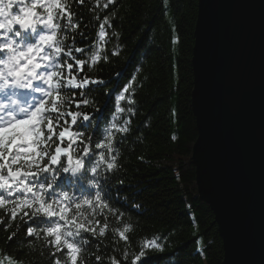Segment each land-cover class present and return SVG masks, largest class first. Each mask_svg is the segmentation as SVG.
Here are the masks:
<instances>
[{"label":"trees","instance_id":"obj_1","mask_svg":"<svg viewBox=\"0 0 264 264\" xmlns=\"http://www.w3.org/2000/svg\"><path fill=\"white\" fill-rule=\"evenodd\" d=\"M32 2L24 0L28 6ZM61 4V9L54 11L53 22L60 25L57 39L62 41L65 50L58 58L63 79L88 77L102 79L105 84L61 91L66 104L59 110L95 113L87 124L71 127L72 131L81 130L92 137L96 156L89 159L93 162L99 158V151H105L108 157L118 153L115 170L108 171L101 166V171L105 172L98 178L102 203L94 207L81 203L85 198L95 201L96 189L89 181L91 173L77 176L65 173L58 179L56 191H69L75 203H81L77 214L75 203L68 202L67 219H74L76 225L92 220L86 227L96 233L93 236L91 232L81 231L79 236H65L81 249L77 264H97L96 256L101 257L98 264H112L113 259L129 264L132 254L143 250L141 245L145 241L157 238L161 248L147 247L142 258L146 264H223V241L213 211L198 192L192 162L193 145L198 137L192 109L198 0H116L107 8L104 5L108 0H61ZM21 6L14 5L13 14ZM36 12L37 17L46 15L41 7ZM105 17L110 19L111 26H105L106 39L99 41V26ZM13 29L10 35L14 36L15 31L22 33L21 37H15L21 50L27 44L36 43L42 32L49 31L40 23L36 24V31L21 29L16 24ZM3 31L0 29V33ZM3 39L0 35V41ZM44 47L45 52L51 51ZM77 47L85 51L77 53ZM69 49L85 64L76 65L66 55ZM116 50L120 54L112 55ZM94 53L100 57L95 63L91 60ZM68 64H73V68L69 69ZM130 75L137 76L132 96L135 103L122 101L121 106L134 109L131 117L127 112L114 111L115 97ZM33 83L48 87L43 81ZM13 93L16 97L25 95L20 89H9L0 92V99ZM26 95L34 106L43 97L32 89ZM81 95L88 101L87 105H83ZM114 117L117 127L130 118L129 132L113 130L111 153L95 150V143L103 142ZM65 119L71 126L70 117ZM63 159L66 163V157ZM40 179L43 181L44 176ZM103 203L109 207H103ZM10 209L11 204L0 207V264H9V258L15 264H54L56 258L61 264H72L66 248L53 257L55 247L50 241L54 237L46 236L44 231L52 226L49 218L41 216L25 223L19 214L12 219ZM50 219L55 222L58 218ZM126 224L131 226L125 233L127 241L119 235ZM28 226L34 227L40 235L27 236ZM101 227H105L103 234L99 232ZM75 230L73 224H66L62 233ZM12 233L16 235L10 240ZM85 240L88 243H83ZM125 251L129 254L128 261L123 260Z\"/></svg>","mask_w":264,"mask_h":264},{"label":"water","instance_id":"obj_2","mask_svg":"<svg viewBox=\"0 0 264 264\" xmlns=\"http://www.w3.org/2000/svg\"><path fill=\"white\" fill-rule=\"evenodd\" d=\"M192 162L223 264H264V0H198Z\"/></svg>","mask_w":264,"mask_h":264},{"label":"snow or ice","instance_id":"obj_3","mask_svg":"<svg viewBox=\"0 0 264 264\" xmlns=\"http://www.w3.org/2000/svg\"><path fill=\"white\" fill-rule=\"evenodd\" d=\"M115 2L116 0H108V4H105L104 7L107 8L109 4ZM17 4L23 6L13 15L14 24L19 25L24 30L31 28L36 31V24L40 23L46 29H49V31L42 32L38 41L29 44L25 51L21 53L23 61L20 63V67L25 69L20 74L23 83L27 85L28 89L38 91L48 99L42 97L35 106H21L9 110L11 115H7V118L0 116V190H2L0 191V207L11 204L12 219H15L19 214L25 223L41 216L49 218L48 222L52 226L47 227L44 231L46 236L54 237V240L50 241L55 247L53 257L66 248L68 250L67 256L72 264H77L81 249L76 243L66 239L65 236H79L81 231L91 232L93 236L96 233L91 227H86V224L91 225L93 223L92 220L76 225L74 219H67L70 211L68 202L75 203V201L69 191H56L58 179L65 173H70L72 176L91 173L92 176L89 181L96 189L95 201L85 198L81 203L91 204L94 207L96 203H102V186L98 178L103 177L105 172L101 171V166L103 165L108 171L115 170L117 168L118 153L108 157L105 155V151H99V158L95 159V162L89 159L96 156L93 150L92 137L81 130L72 131L71 127L78 128L80 123L87 124L93 119L95 113L89 115L82 114L79 111H60L59 109L66 104L65 100L61 101L62 95L60 93L61 91L82 90L91 84L103 85L105 81L102 79H89L88 77L81 80H76L75 77L66 81L63 79L64 72L58 63V58L65 54V50L61 46L62 41L57 39V29L60 28V25L53 22L54 11L62 7L61 0H33L30 6L26 5L24 0H16L15 5ZM38 7L43 8L45 16L37 17L36 9ZM106 25L111 26L108 17H105L104 23L99 26V41L106 39ZM0 29L4 30L2 27ZM113 35L118 34L113 33ZM44 46H47L51 51L45 52ZM83 51L85 49L75 48L77 53ZM41 53L44 54L40 55ZM119 54L118 50L112 52V55L115 56ZM66 55L76 65L85 64V61L78 60L72 55L71 49L68 50ZM99 59L100 57L95 53L91 57L93 63ZM104 59H107V57H104ZM40 61H43V64ZM32 67L36 68L35 72L30 71ZM67 67L72 69L73 64H68ZM58 68L59 71L56 70ZM134 71L139 72V69H134ZM24 77H27V79H24ZM136 80V75H130L128 80L121 85L114 101V111L117 114L127 112L129 117L134 115V109L132 107H122L121 102L135 103L132 96L135 93ZM34 81H43L44 85L48 87L34 85ZM81 100H83V95H81ZM87 103V100H83V105H87ZM76 107L79 108L81 105H76ZM17 113L21 115H17ZM65 117H70L71 126ZM130 123V118L124 119L123 125L117 127L114 117L113 124L107 130V136L103 138V142L95 143L94 149H104L111 153L114 140L113 130L119 133H127L130 130ZM5 133H7L6 139L4 138ZM65 157L66 163L63 159ZM48 174H50V178ZM41 176H44L43 181L40 179ZM120 183H123V181H120ZM52 197L56 198L51 199ZM81 203H75L77 214L81 209ZM103 207L107 208L109 206L107 203H103ZM136 207L139 208V205ZM17 209H19V213ZM50 218L58 219L53 222ZM66 224H73L76 229L75 232L62 233V228ZM105 227L99 229L100 234L104 233ZM130 228L131 226L126 224L125 230L119 233L125 241L128 240L125 233ZM15 235L16 233H12L9 239H14ZM26 235L29 237L39 236L40 232L34 227L28 226ZM157 239L145 241L141 245L143 250L139 254H132L129 264H146V261H142V258L147 247L151 245L154 248H161ZM83 243H88V241L85 240ZM95 259L98 264L101 257L96 256ZM123 260H129V254L126 251ZM9 264H15V262L9 258ZM54 264H61V260L56 258ZM112 264H121V262L113 259Z\"/></svg>","mask_w":264,"mask_h":264},{"label":"clouds","instance_id":"obj_4","mask_svg":"<svg viewBox=\"0 0 264 264\" xmlns=\"http://www.w3.org/2000/svg\"><path fill=\"white\" fill-rule=\"evenodd\" d=\"M15 3L16 0H0V27L4 29L3 33H0L4 38L0 41V52L3 53L0 56V92H6L9 89H28L20 78V74L25 71L20 67V63L23 61L21 53L25 51L29 44L25 46L24 50H21V44L17 42L15 37H21L22 34L15 31L14 36L10 35L14 32L12 8ZM30 71L35 72L36 68L32 67ZM24 79H27V77H24ZM65 99L66 97H61V101ZM9 104L15 105L16 108L21 107L15 93L9 95L6 101H0V110H5ZM7 115L10 116L11 112H7ZM4 138H7V133L4 134Z\"/></svg>","mask_w":264,"mask_h":264},{"label":"rangeland","instance_id":"obj_5","mask_svg":"<svg viewBox=\"0 0 264 264\" xmlns=\"http://www.w3.org/2000/svg\"><path fill=\"white\" fill-rule=\"evenodd\" d=\"M7 107H8L7 111L11 110L9 105ZM7 111H4L3 113H2V111H0V116H4L5 118H7Z\"/></svg>","mask_w":264,"mask_h":264}]
</instances>
